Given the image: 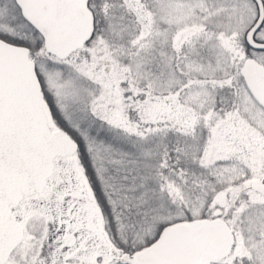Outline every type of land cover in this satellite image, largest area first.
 I'll list each match as a JSON object with an SVG mask.
<instances>
[{"label": "snow or ice", "instance_id": "1", "mask_svg": "<svg viewBox=\"0 0 264 264\" xmlns=\"http://www.w3.org/2000/svg\"><path fill=\"white\" fill-rule=\"evenodd\" d=\"M0 264H264V0H0Z\"/></svg>", "mask_w": 264, "mask_h": 264}]
</instances>
